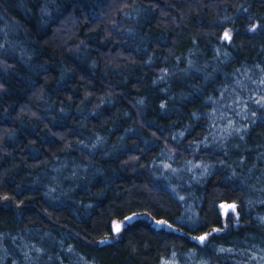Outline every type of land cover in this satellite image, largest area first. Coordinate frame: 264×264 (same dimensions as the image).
Returning a JSON list of instances; mask_svg holds the SVG:
<instances>
[{
  "label": "trees",
  "instance_id": "1",
  "mask_svg": "<svg viewBox=\"0 0 264 264\" xmlns=\"http://www.w3.org/2000/svg\"><path fill=\"white\" fill-rule=\"evenodd\" d=\"M0 264H264V0H0Z\"/></svg>",
  "mask_w": 264,
  "mask_h": 264
},
{
  "label": "water",
  "instance_id": "2",
  "mask_svg": "<svg viewBox=\"0 0 264 264\" xmlns=\"http://www.w3.org/2000/svg\"><path fill=\"white\" fill-rule=\"evenodd\" d=\"M224 209H225V210H228V211H233L235 208H234L233 206H231V207H224ZM118 232H119V230L116 229V230H115V233H118Z\"/></svg>",
  "mask_w": 264,
  "mask_h": 264
},
{
  "label": "snow or ice",
  "instance_id": "3",
  "mask_svg": "<svg viewBox=\"0 0 264 264\" xmlns=\"http://www.w3.org/2000/svg\"><path fill=\"white\" fill-rule=\"evenodd\" d=\"M201 239H203V238H201Z\"/></svg>",
  "mask_w": 264,
  "mask_h": 264
}]
</instances>
